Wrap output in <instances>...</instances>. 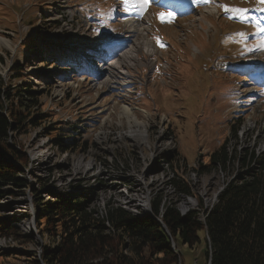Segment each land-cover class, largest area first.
<instances>
[{"label": "rangeland", "instance_id": "obj_1", "mask_svg": "<svg viewBox=\"0 0 264 264\" xmlns=\"http://www.w3.org/2000/svg\"><path fill=\"white\" fill-rule=\"evenodd\" d=\"M165 1L169 10H161L166 7L163 0H148L143 8L139 0H130L131 7L121 0H0L1 112L17 110L16 96L7 93L31 89L41 95L38 110L31 109L30 114H46L49 119L42 127L51 123L63 130L74 124L88 144L85 151L66 154L42 129L25 125L10 135L7 145L20 150L27 164H21V188L0 189V220L9 219L13 230L10 237L0 236V264H28L31 255L39 260L42 247L55 244L39 231L35 199L44 205L57 196H70L87 202V208L99 215L106 206L118 205L141 217L149 213L153 198L161 196L182 213H197L216 202L228 176L209 172L212 168L200 170L212 152L225 140L228 151H236V156L264 151L263 27L255 36L249 30L254 20L264 25V4L219 0L220 10L224 4L245 10L242 16L229 11L221 17L217 8L211 15L196 13L207 5L202 0L194 4V0ZM175 1L180 8L169 6H175ZM190 4L195 6L191 12ZM112 5L120 13L105 21L107 13L100 7L108 10ZM203 17L208 19L202 21ZM128 21L149 28L151 56L135 48V33ZM28 39L33 44L22 48ZM248 43L260 50L253 44L256 50L249 52ZM81 46L99 55L96 66L116 61L125 51L135 57L130 66L115 70L118 77L109 87L102 84L108 74L98 77L88 69L91 57ZM42 48L55 59L53 63L32 56L31 51ZM122 105L131 107L145 125L147 145L136 146L125 137L134 128L129 129L121 117ZM238 121L234 138L231 131ZM173 157L177 161L171 162ZM235 165L229 173L240 170ZM174 179L184 182L190 194H177L170 184ZM130 199L144 203L145 210L126 204ZM199 236V245L192 248L176 238L183 264L194 259L203 264L205 243Z\"/></svg>", "mask_w": 264, "mask_h": 264}, {"label": "trees", "instance_id": "obj_2", "mask_svg": "<svg viewBox=\"0 0 264 264\" xmlns=\"http://www.w3.org/2000/svg\"><path fill=\"white\" fill-rule=\"evenodd\" d=\"M112 6L108 10L100 8L113 19L119 13L117 7ZM249 30L253 36L259 31L252 24ZM31 44L33 41L28 39L22 48ZM253 44L246 45L249 52L253 50ZM31 53L36 60L46 61L45 64L55 61L43 48L42 51L34 49ZM40 95L25 88L7 93L6 96H16L14 104L17 110L14 108L5 115L1 112L0 103V189L23 186V180L18 176L22 174L21 164H27V160L20 150L7 145L6 141L25 125L42 129L44 136L63 153L88 148L74 124L66 125L63 130L54 128L51 123L42 127L49 120L46 114H30L31 109L38 110L37 98ZM23 113L27 116L24 117ZM239 125L240 121L231 131L234 138ZM227 144L225 140L211 153L206 167H200V170L212 168L209 172L231 175L226 177L210 212L204 213L203 222L196 220V213L181 215L176 204L163 200L161 196L153 198L149 213L141 217L118 205L106 206L104 214L99 215L87 208V202L70 196H57L53 202L44 205L35 199L32 204L41 225L39 231L55 244L42 247L39 260L31 255L28 264H178L180 254L172 251L171 243L176 246L178 238L181 244L196 247L201 241L200 233L205 243L204 262L210 255L211 264H264V151L256 155L254 150H250L241 157L236 156V151L230 153ZM5 157L10 162L3 161ZM173 158L171 162L177 161ZM234 162L240 170L231 174L228 170ZM233 174L235 176L230 180ZM170 184L177 194H190L181 180L174 179ZM8 220H0V236L13 235ZM207 247L210 252H207Z\"/></svg>", "mask_w": 264, "mask_h": 264}, {"label": "bare ground", "instance_id": "obj_3", "mask_svg": "<svg viewBox=\"0 0 264 264\" xmlns=\"http://www.w3.org/2000/svg\"><path fill=\"white\" fill-rule=\"evenodd\" d=\"M213 10L214 9L207 10V11L205 10L202 13H205L206 15H211V14H213L215 12ZM149 19H150V15L149 14H146L144 16V22L146 21L147 22L146 24L150 23V20ZM206 19H208V18L203 17L201 20L202 21H205ZM128 22L129 23H127V24L129 25V27H132L133 28V33H135V40L133 41V44L135 45V48H137L138 50H140V48H141L142 51L145 50L147 52V55L151 56V47L153 48V46L150 43V41L148 40V38H147V33H148V29L149 28L148 27L147 28L143 27V25L140 24V23L134 24L135 21H133V22L128 21ZM145 38H147V40ZM80 48L83 49V50L85 49L86 53L89 54V57H91L90 59H88L89 64H88L87 67H88L89 70L93 69L91 71L92 72H95L96 73L95 75L98 76V77H100L102 74H105V73L108 74L107 77L104 79V81L102 83V84H105V85H108V86L111 85V84H114L115 83V79L118 77L117 74L119 72H117L115 70H117L118 68H120L121 66H124V65L130 66L131 65L132 57H135V54L132 56V55H130V52L129 51H125L124 53H122V54L119 55L120 57L116 61L113 58L110 61H106V62H103L102 61L101 63H99L96 66L95 64L97 62L95 61L96 60L95 58L96 57H99V55L92 54L91 51L87 47H85V46H81ZM132 52L134 53V49L132 50ZM79 57H81V56L79 55ZM84 58H85V56L82 59H84ZM89 66H90V68H89ZM120 115H121V117H123V118L126 119V124H127V127L129 129L134 128V130H133L134 132L133 133L132 132L128 133L125 137L128 138L131 143L133 142L134 145H136V146L147 145V139H146L145 136H143V132H145V130H144L145 129V125L142 122H140L139 119L134 115L132 108L129 107V106H126V105H122L121 111H120ZM164 147H167V146L165 145ZM255 154L258 155V153H256V151H255ZM234 176L235 175H232V177H234ZM232 177H230V178H232ZM143 178H144V176H142V178L139 179V182H141L143 180ZM222 189H223V186L221 187L220 191H222ZM220 191H218V194H219ZM126 204H130V205L133 204L134 206L133 205L132 206L134 208H138V209L145 210L144 203H140V201L137 200V199H130V200H128L126 202ZM212 206L213 205H211L210 207H208V206L205 205L203 209L200 208L199 210H197L196 211L197 212L196 213V220H198L200 222H203L205 220L204 213L208 212L211 209ZM178 212L181 215H185V214L190 213V212L191 213H194V211H191V210L186 211L184 213H182V212H180L178 210ZM171 249H172L173 252H175V253H177L179 255L178 250H177L178 248L173 243H171ZM207 252H210L209 247H207ZM209 257H210V255H209ZM179 259L180 260H179L178 264H181L182 263L181 256H180ZM193 262H197V260L194 259ZM205 264H209V258H207V261H206Z\"/></svg>", "mask_w": 264, "mask_h": 264}, {"label": "snow or ice", "instance_id": "obj_4", "mask_svg": "<svg viewBox=\"0 0 264 264\" xmlns=\"http://www.w3.org/2000/svg\"><path fill=\"white\" fill-rule=\"evenodd\" d=\"M122 2L125 3L126 7L133 6V4L130 2V0H122ZM194 2L199 3V2H201V0H194ZM202 2L208 3L209 0H202ZM147 3H148V0H139V6L141 8L147 6ZM261 3L264 4V0H261ZM222 7H224V10L226 12L230 11V12H233V13L241 14V16H242L243 12L245 11L244 9H238V8L229 9L226 6H222ZM168 19L170 20L171 18L169 17ZM160 46L163 47L164 45L161 44Z\"/></svg>", "mask_w": 264, "mask_h": 264}, {"label": "built area", "instance_id": "obj_5", "mask_svg": "<svg viewBox=\"0 0 264 264\" xmlns=\"http://www.w3.org/2000/svg\"><path fill=\"white\" fill-rule=\"evenodd\" d=\"M208 258H209V264H211L210 257L208 256ZM181 264H183V263H181ZM192 264H197V262H193Z\"/></svg>", "mask_w": 264, "mask_h": 264}, {"label": "crops", "instance_id": "obj_6", "mask_svg": "<svg viewBox=\"0 0 264 264\" xmlns=\"http://www.w3.org/2000/svg\"><path fill=\"white\" fill-rule=\"evenodd\" d=\"M197 264H198V261H197Z\"/></svg>", "mask_w": 264, "mask_h": 264}]
</instances>
